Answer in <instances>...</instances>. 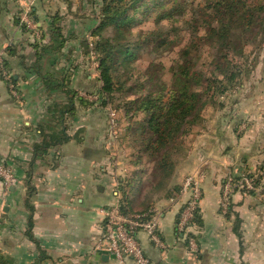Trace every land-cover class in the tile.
Masks as SVG:
<instances>
[{"label":"crops","instance_id":"crops-1","mask_svg":"<svg viewBox=\"0 0 264 264\" xmlns=\"http://www.w3.org/2000/svg\"><path fill=\"white\" fill-rule=\"evenodd\" d=\"M101 6L102 0H0V66L18 93L0 69V161L17 179L7 187L0 178V264H119L95 250L102 210L121 199L122 175L114 165L124 160L113 153L119 142L101 123L106 117L97 119L96 104H77L64 119L58 109L72 97L68 90L93 103L89 96L101 88L90 51ZM64 125L67 143L35 149L44 133L57 139ZM212 147L197 141L202 150L183 166L199 176L203 191L199 222L189 227L197 250L178 230L184 199L162 201L154 210L165 248L138 234L151 264H264V188H236L229 210L222 209L226 178L254 172L263 162L259 151L239 144L214 153Z\"/></svg>","mask_w":264,"mask_h":264},{"label":"trees","instance_id":"trees-1","mask_svg":"<svg viewBox=\"0 0 264 264\" xmlns=\"http://www.w3.org/2000/svg\"><path fill=\"white\" fill-rule=\"evenodd\" d=\"M170 1L173 2L170 9L160 13V9ZM174 1L102 0L99 25L93 32L95 39L90 49L97 56L102 84L99 92L103 97H108L110 102L115 94H136L125 96L123 105L116 107L127 118L141 116L133 123V120H129V125L122 131L120 128L122 146L127 150L137 146V163L144 155L157 160L158 169L167 178L174 171L173 155L186 150L184 138L205 120L207 105L215 104L219 95L240 81L244 74L248 78L250 72L246 62L253 57L252 64L255 66L260 62L256 55L260 56L264 51V0H202L191 10L188 5L175 4ZM152 13L156 14V25L167 20L170 22L169 29L136 31V25L139 26V22H144ZM177 16L184 22L183 29L175 26L176 22H180ZM186 29H191L189 39L180 48L186 39ZM236 34L242 36L241 45L236 43ZM255 34L252 42L244 43L249 35ZM144 49H150L151 53L179 49L170 87L155 81L149 71L135 67L126 72L116 69L118 63L121 67L131 68L138 61L139 52ZM9 51L12 52L11 49ZM206 67L212 69L211 75L210 72L208 75L204 73ZM128 81L135 83L128 85ZM66 93L72 97L66 105L58 106L63 119L66 113H76L77 104L80 107L92 105L77 97L76 91L68 90ZM106 105L108 102L104 101L103 106ZM64 129L57 139L44 133V141L35 149L43 151L52 145L67 143L70 136L66 132V125ZM0 164L8 167L1 161ZM231 176L236 182L247 176L253 180L254 187L262 189L264 163L259 164L254 172L248 170L240 177ZM120 188L123 191L121 185ZM247 193L254 194V191ZM120 209L125 215H143L146 218L153 210L149 208L133 212L126 195L120 199ZM193 222H199V211ZM188 236L195 238L191 232Z\"/></svg>","mask_w":264,"mask_h":264},{"label":"rangeland","instance_id":"rangeland-1","mask_svg":"<svg viewBox=\"0 0 264 264\" xmlns=\"http://www.w3.org/2000/svg\"><path fill=\"white\" fill-rule=\"evenodd\" d=\"M175 1V4L188 5V9L191 10L194 7L196 8L202 0ZM172 5V1L168 2L160 9V13L170 9ZM155 17L156 14L152 13L144 22H139L141 24H139V26L136 25V31L154 28L169 29V21L165 20L159 25H156L154 21ZM176 19H179L180 22H176L175 26L183 29L184 22L181 20V17ZM190 31L191 29L184 30V37H186V39L181 44L180 48L187 44ZM241 37L240 34H236L235 40L238 45L242 44ZM255 37L256 34L249 35L244 43L252 42ZM258 40H260V38H258ZM178 50L179 49H174L166 53H162V51L159 53H151L150 49H144L139 52V59L136 63L131 65V68L121 67L118 63L116 69H119L121 72L134 69L133 67L137 70H146L154 76L153 79L159 84H165L167 87H170L173 82L172 72L178 57ZM256 58L260 62L255 66L252 64L253 57L246 62L247 69L250 72L248 78L245 77L244 74L240 81L238 80L237 83H234V86L229 87V90L219 95L215 104L207 105L205 112H208H204L205 120L196 125L192 133H188V136L184 138L185 143L187 142V144H185L186 150L177 151L175 154L173 153L174 171L169 178L166 177L164 172L158 169L157 160H152V158L144 155L140 156L137 163V146L130 147L127 150L122 146L123 144L120 141V128L122 131L125 126L127 127L129 125V120H133V123L135 120L141 118V116H133L131 119L127 118L123 115V112L116 107L123 105L125 96L131 94V96H136V94L133 92L128 94V91V95L115 94L110 102L108 97H103L99 92L101 88H97L95 92L91 94L92 97H95V99L92 100L94 101L92 104H96L97 106V119L100 114L101 116L104 115V118L106 117L101 123H105L111 137L119 142L117 143L119 145V150L113 151V153H121L123 159L121 158L120 161H124L121 165L115 164L114 167L116 169L119 168L121 172L122 176L121 180H119V187L121 185L124 194L121 188L118 192L121 198H124L125 195L127 196L129 206L133 212L145 211L149 208H153V210L157 209V204L162 201L166 203L178 202L177 199L181 191L177 192V189L181 188L180 190H182L184 178L188 176L192 170V168H190L187 171L185 169L187 167L183 166L191 161L189 159L191 155L197 156L198 152L202 150V148L196 149V143L201 139L204 145L208 144L213 146L212 151L214 153L218 149H220L221 152L223 149H232L239 146V144L247 146L248 148L245 147L246 149L255 147L256 150L259 151L257 157L260 156V161H263L261 163H264V51L261 52L260 56L256 55ZM242 62L244 63V59ZM203 71L206 75H208L209 72L210 75L212 74V69L210 67L204 68ZM232 71H236V69H232ZM220 79H222V77ZM134 83L133 81H128V85H133ZM101 86L102 84L99 85V87ZM104 101H107L108 105L103 106ZM112 112L116 114L114 122L110 117Z\"/></svg>","mask_w":264,"mask_h":264},{"label":"built area","instance_id":"built-area-1","mask_svg":"<svg viewBox=\"0 0 264 264\" xmlns=\"http://www.w3.org/2000/svg\"><path fill=\"white\" fill-rule=\"evenodd\" d=\"M1 63V58H0ZM5 79L9 84L11 93L18 96L11 75L1 65ZM92 100L95 97L89 96ZM116 114L111 113V120L114 122ZM0 178L4 184L12 186L17 183V179L9 167L0 164ZM236 188L253 189V180L243 176L236 182L232 176L227 177L222 189V209L227 212L230 207L231 197ZM203 197L201 180L197 174H191L184 178L182 190L177 201L184 199V205L178 219V230L187 235L190 249L197 250V243L194 237H189V227L193 222L196 213L200 209ZM103 235L97 242L95 250L112 255L119 264H125L127 259H132L135 264H151L138 239L140 232H145L152 244L157 247L165 248L161 240L158 224V213L151 210L148 218L141 215H125L120 209V203L104 208Z\"/></svg>","mask_w":264,"mask_h":264}]
</instances>
